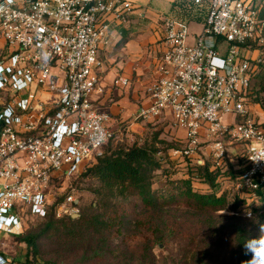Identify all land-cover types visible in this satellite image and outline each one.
<instances>
[{
	"label": "built area",
	"instance_id": "built-area-1",
	"mask_svg": "<svg viewBox=\"0 0 264 264\" xmlns=\"http://www.w3.org/2000/svg\"><path fill=\"white\" fill-rule=\"evenodd\" d=\"M208 2L194 43L187 22L164 18L166 48L146 86L150 103L135 119L170 114L190 143L174 154L190 157L205 138L217 166L227 158V138L241 143L247 167L239 186L255 190L264 186V111L251 99L253 61L261 58L243 50L264 47V16L254 0ZM135 9L129 0H0L6 51L0 60V264H32L2 250L7 236L25 233L27 214L45 217L57 200L56 183L104 155L114 132L110 115L91 98L102 92L98 54L111 21L128 22ZM116 83L126 86L129 79L118 76ZM72 202V195L59 202L57 217L72 215Z\"/></svg>",
	"mask_w": 264,
	"mask_h": 264
},
{
	"label": "rangeland",
	"instance_id": "rangeland-1",
	"mask_svg": "<svg viewBox=\"0 0 264 264\" xmlns=\"http://www.w3.org/2000/svg\"><path fill=\"white\" fill-rule=\"evenodd\" d=\"M221 46L223 52L227 44L222 43ZM244 54L251 59L264 58L261 50L251 49L249 53L244 51ZM5 56V45L0 38V60ZM261 82H264V70L252 80L253 94L261 88ZM184 136V131L172 126L169 120L141 122L132 115L120 126L119 131H114L113 137L104 146V153L118 146H131L135 142L138 144L155 142L156 146L163 150L162 155L166 154L167 160L175 162L174 165L168 163L166 167L173 172L170 180L166 178L162 170L156 172L154 188L163 189L171 185L172 180L184 178L189 163L193 167L206 162L215 166V160L208 153L210 142L205 138L201 139V143L192 146L194 152L190 157L174 154V151L183 152L189 148L190 143ZM160 140H165L174 147L168 148L169 145L160 143ZM225 148L227 158L223 165L227 167H230L229 164L234 165L235 170L239 171L245 162L244 146L236 141L229 142L227 138ZM202 160L203 163L198 162ZM83 173L84 170L80 174H72L56 183L53 188V199H58V193L64 199L72 195L74 202L71 203L73 213L71 216L73 218L79 217L85 209H88L91 216L101 212L107 214L106 216L124 214L126 220L121 231H117L118 225L112 222L109 223L103 235L86 230L83 235L74 237L73 233L69 234L67 229L62 228L60 231L48 232L39 237L38 254H33L24 241L7 236L8 242L2 246V250L11 256H16V262L22 261L28 254L32 264H143L140 260L151 261V254H153L154 264H243L247 261L246 259H251L250 254L246 258L244 248L238 245L236 233L237 228H243L249 231L252 237H258L261 234L260 225L264 224V216L250 212L258 204L244 206L238 212L229 208L210 213L193 211L180 201L172 204V207H165L160 220L155 223L154 228L162 229L159 238L156 232L154 234L152 229H148L149 225L136 224L138 219L147 220L149 215L140 207L134 209V198H131L130 202L121 204V199L109 197L104 206L98 205L100 196L97 192L100 190V184L96 179L86 177ZM220 183L222 189L228 193L229 205L233 203L234 193L242 190L243 197L249 196L245 193L248 189L239 186V182L227 179L221 180ZM196 189L203 192L210 191L208 186L198 182H196ZM260 212L263 211L260 210ZM248 213L251 215L249 216ZM25 222L24 234L36 233L43 226L45 219L27 214ZM104 240H106V247L98 252L96 246ZM149 245H152V253L148 250Z\"/></svg>",
	"mask_w": 264,
	"mask_h": 264
},
{
	"label": "trees",
	"instance_id": "trees-1",
	"mask_svg": "<svg viewBox=\"0 0 264 264\" xmlns=\"http://www.w3.org/2000/svg\"><path fill=\"white\" fill-rule=\"evenodd\" d=\"M255 1V0H254ZM260 6L261 13L264 16V0H257ZM245 46V45H244ZM242 46V48H244ZM264 54V47L261 49ZM257 64L253 79L260 75L264 70V58L260 62L253 61ZM261 88L254 94L251 99L254 103L259 104L264 109V82L260 84ZM3 124L0 117V131ZM160 143L168 144L165 140H160ZM168 148H173V145L168 144ZM163 150L156 146V143H134L131 146H118L115 149L108 150L103 156L98 158L97 162L92 166L84 169L83 175L96 179L100 184V190L97 192L100 196L98 205H105L109 197L121 199V204L127 203L131 198H134V206L142 208L143 212L147 213L148 219H138L137 225L148 226L153 233L160 238L162 229L154 228L155 223L160 220L165 207H172V204L183 202L187 207L196 212H218L231 209L238 212L244 206H250L252 203L258 204L250 212L253 214H262L264 216V186L255 190H246L248 197H243L241 191L234 193L233 203L229 205L228 193L223 190L221 180H233L241 182L240 177L246 169V163L241 166L240 170H235V166H213L209 162L204 164H196L194 167L189 163L187 170L184 173L185 177L179 180H172L171 185H167L163 189H155L154 183L156 172L162 170L167 179H171V172L167 169L168 163L172 165L175 162L167 160V155H162ZM188 156H186L187 158ZM188 161V160H187ZM191 160H189L190 162ZM80 174V173H79ZM174 181V182H173ZM196 182L203 183L210 191L203 192L196 189ZM242 194V195H241ZM64 197H59L56 202L49 208L43 219L45 222L38 232H29L16 237V240L24 241L33 254H38V239L41 235L48 232H57L65 228L74 237L83 235L84 231L92 230L103 235L109 223L118 225L117 231H121L125 224V215L106 216L105 213H97L93 216L85 209L79 217L73 218L71 215L58 218L56 216L55 207L62 201ZM248 199H251L248 201ZM104 202V203H103ZM130 202V201H129ZM261 207V208H258ZM262 210L263 212H260ZM51 211H54L51 213ZM119 216V217H118ZM236 240L242 248L244 240L252 237L249 231L243 228H237ZM256 237V236H253ZM149 239V238H148ZM146 239V241L148 240ZM155 243L156 241H152ZM146 243V242H144ZM152 243V245H153ZM152 245L148 246V250L152 253ZM96 247L98 252L106 247V240L101 241ZM245 252V250H243ZM246 255V254H245ZM151 254V261L143 259L141 263L154 264V258ZM251 256V255H250ZM248 255H246V258ZM245 258V259H246ZM248 260V259H246ZM27 254L26 262L31 263Z\"/></svg>",
	"mask_w": 264,
	"mask_h": 264
},
{
	"label": "crops",
	"instance_id": "crops-1",
	"mask_svg": "<svg viewBox=\"0 0 264 264\" xmlns=\"http://www.w3.org/2000/svg\"><path fill=\"white\" fill-rule=\"evenodd\" d=\"M129 1L136 9L128 22L111 21L108 42L98 54L103 62V67L97 69L102 92L91 96L97 108L110 115L108 126L113 132L119 131L130 116L135 117L139 108L150 103L146 86L157 77L156 65L166 48L164 18L187 22L190 43H194L204 29L209 7L208 0L200 4L194 0ZM118 76L128 78L129 84H117ZM260 109L264 111L261 106ZM159 120L171 122L172 117L167 114Z\"/></svg>",
	"mask_w": 264,
	"mask_h": 264
},
{
	"label": "clouds",
	"instance_id": "clouds-1",
	"mask_svg": "<svg viewBox=\"0 0 264 264\" xmlns=\"http://www.w3.org/2000/svg\"><path fill=\"white\" fill-rule=\"evenodd\" d=\"M250 216L251 213H248ZM261 234L258 237H250L244 240L245 254L251 255V259L243 264H264V224L260 225Z\"/></svg>",
	"mask_w": 264,
	"mask_h": 264
}]
</instances>
